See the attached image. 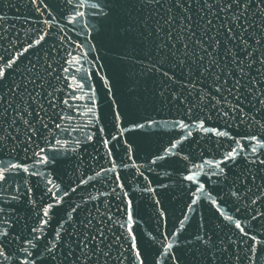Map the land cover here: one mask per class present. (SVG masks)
I'll return each instance as SVG.
<instances>
[{"label": "water", "instance_id": "95a60500", "mask_svg": "<svg viewBox=\"0 0 264 264\" xmlns=\"http://www.w3.org/2000/svg\"><path fill=\"white\" fill-rule=\"evenodd\" d=\"M93 3L106 0H0L4 17L0 19V66L19 57L0 81V168L7 170L6 180L0 182V207L7 213L5 219L12 221L3 249L7 259L0 257V264H23L25 259L36 264H139L129 250L133 235L144 264H174L164 255L169 244L179 264H264V245L249 252L252 241L217 211L219 207L240 220L245 232L264 240V165L244 159L253 156L249 142L242 139L246 135L264 138L260 65L254 64L240 79L230 57L224 56L225 46L237 51L234 45L240 41L225 44L220 29L223 18L206 16L196 4L188 13L191 22L184 20L171 28L161 19L166 16L164 9L120 10L117 14L129 19L134 29L120 37L113 21L99 15ZM127 11L131 18L125 16ZM79 12L85 15L78 16ZM145 17L147 31L142 23ZM208 19L213 21L211 28ZM42 35L44 40L36 45ZM244 35L255 47L253 41L264 30L250 27ZM210 36L222 42L215 49L221 68H212L211 73L203 71L209 58L205 56L201 65L204 52L195 43L200 40L213 51ZM165 43L175 48L157 55V45ZM29 44L33 47L24 52ZM164 56L167 60L161 65ZM74 58L79 63H68ZM225 63L228 67L222 71ZM164 71L171 79L162 75ZM229 71L234 74L229 76ZM251 77L260 83L250 84ZM77 82L85 86L74 92ZM181 121L188 127L181 129L177 123ZM200 121L205 128L229 132L244 145L236 161L220 165L225 177L212 175L217 170L206 161L219 162L236 145L231 138L204 132ZM137 123L145 126L135 128ZM177 141L182 142L173 149ZM258 153L264 159V149L258 148ZM41 157H47L46 164L39 162ZM13 164L27 166L29 172L12 168ZM192 174L194 180L185 179ZM200 184L203 192L197 191ZM49 204L53 205L49 216L43 217ZM129 212L131 235L121 227L128 224ZM42 219L47 224L42 225ZM4 227L0 225V230ZM35 227H43V232H31ZM196 234L211 235L212 251L195 252L186 243ZM85 235L89 239L82 250L76 242ZM35 236L42 239L34 240ZM29 240L37 245L35 249ZM69 240L74 242V255L65 259ZM53 244L55 261L46 252Z\"/></svg>", "mask_w": 264, "mask_h": 264}, {"label": "snow or ice", "instance_id": "6c2138e0", "mask_svg": "<svg viewBox=\"0 0 264 264\" xmlns=\"http://www.w3.org/2000/svg\"><path fill=\"white\" fill-rule=\"evenodd\" d=\"M35 3L36 0H33ZM69 3L72 2V0H68ZM193 4H196L199 6L201 12H205L206 16L212 17L213 19H221L223 18V23L220 25V29L223 30L222 34L225 37V44L227 41H234L239 40L240 43L234 45V47L237 49V51H233L232 47L225 46L224 50V56L230 57V63L234 66L235 72H238L240 75V79L246 78L248 76V72L251 71L252 66L254 64H259L260 68L257 69V76L264 75V35H261L258 39H255L253 43L255 44V47H252V45L249 44V40L245 38V33H248V29L251 28H261L264 30V0H106L105 4H99V3H93L91 7L98 9V14L106 17L113 21L114 30L118 32L120 37H125L128 33H131L134 31L132 27V23L129 19H126L125 17L119 16L117 13L120 10L123 9H132L136 11H143L145 9H164L166 16L161 17L163 19L164 24L169 25L170 28L174 24L181 22V21H192V16L188 15L192 11ZM165 5L167 7L165 8ZM105 8L108 10L105 11ZM177 13L179 15L174 14ZM97 13H94V15ZM159 14L158 12L156 13ZM78 16H84L85 13L79 12L77 14ZM125 16L128 18H131V11H127L125 13ZM4 17L0 16V19H3ZM136 21L139 23L141 22L139 18H135ZM259 19L260 24H255V20ZM70 23H75L74 19H69ZM243 22V23H242ZM143 27L147 31L148 30V18H143ZM208 26L211 28L213 26L212 19L207 20ZM184 26L182 25L181 30L183 31ZM236 29H240L239 32L236 31ZM162 29L159 27V21H157V28L156 32L159 33ZM219 31V30H218ZM152 33L149 31L148 35L150 36ZM192 35H195V33H192ZM256 33L253 32L251 36H255ZM169 40L172 38L171 31L168 32ZM182 38V37H181ZM44 40V36H40L38 40L35 41L36 45H39L41 41ZM209 40L212 41V43L215 45V48L213 51H209L208 48L204 47V44L202 41L197 40L195 43L199 44L204 52L203 56L199 57V60L201 62V65H203V61L205 56L209 58V66L204 67V72H212V68H221V64L215 57L217 56V53L215 51L216 48H219L221 46V41L218 40L215 36H210ZM33 47V44H29L28 48L24 49V52H27L30 48ZM93 47H95L93 45ZM169 48H175V44H159L157 45V55H160V50L163 49H169ZM184 53L183 55L187 56V49L188 45L184 44ZM251 49V50H250ZM243 53V57L240 56V53ZM23 55V53H21ZM170 55L172 57L176 56L175 52H170ZM2 59V57H0ZM19 57H16V59H11L7 61L3 66H0V81L4 80L6 78V70L13 67V65L16 63V60H18ZM245 59H247V64L245 63ZM167 60V56H164L160 64L163 65L164 61ZM68 63H79V58H74L73 61H68ZM179 63L183 65L185 63L184 60H180ZM228 67V64L225 63L223 65V68L226 69ZM64 71H68V69H64ZM76 71H80L79 68L76 69ZM157 71H160V69H157ZM234 73L232 71L228 72V75L231 76ZM164 77H167L168 79H171L169 77V74L167 71H164L162 73ZM87 77H81V81L86 79ZM73 80H76V77H72ZM216 79L219 80V75L216 76ZM240 79H237L235 83L237 85L240 84ZM260 83V81L257 80L256 77H251L249 79V83ZM225 83L227 81L225 80ZM84 84L82 82H77L76 88L73 90L74 92L77 89L82 90L84 88ZM110 90V89H109ZM219 91V89H217ZM163 92H161V95L163 96ZM76 98V97H74ZM91 99V97H89ZM65 104L68 103L67 100L64 101ZM94 103V101H93ZM261 103H264V100L261 101ZM93 109L91 107L88 108V113H92ZM31 114V113H29ZM227 115V113H225ZM116 119H119V113H116ZM255 119V117H253ZM27 123V121H25ZM178 126L181 129H184L188 127L185 125L182 121L177 122ZM257 123H259L257 121ZM144 124H135V128H143ZM59 127V125H58ZM199 127L203 129L204 132H212L218 137H228L233 139L236 147H233L230 151L226 152L223 156V158L219 162H213V161H206L207 164L215 168L217 171L213 172L212 175H217L221 177L226 176L225 168H222L220 165L226 163L227 161H236L238 156H241L244 152V145L240 143V140L236 139L235 137H231L230 133L227 131H221L215 128H205L203 121H200ZM190 134V133H189ZM88 139H91V137H88ZM242 139L249 142V145L251 146V154L253 158L251 160H248V158L245 156L244 159L249 164H259L264 165V159L259 158L258 148L264 149V138L258 136V135H246L245 137H242ZM182 141H177L176 143H173L171 147L174 149L178 146L179 143ZM37 155H40L39 153ZM159 159H163V157H159ZM40 163H47V157H41ZM155 163V161H153ZM12 168H20L24 173H28L29 169L27 166L21 165V164H13L11 166ZM202 167V166H201ZM6 169L0 168V182H3L6 180ZM32 175H37V173H31ZM196 174L188 175L185 177V179L192 181L195 179ZM210 179V177H209ZM253 179H255L253 177ZM49 183H52V181H49ZM204 185L200 184V186L197 188V191L203 192ZM233 196L237 195L236 192L232 193ZM13 200L18 199L16 196L12 197ZM211 204L213 206L217 205V201L215 199H211ZM197 201L193 200L192 204H196ZM255 203V201H253ZM53 207V205L49 204L43 209V217L49 216V210ZM130 207V205H129ZM192 210V209H190ZM72 211H75V208L72 209ZM217 211H220V215L224 217L225 220H227L230 224H234V227L239 230V232L250 239L252 243L249 245V252L255 253L257 251V248L259 246L264 245V240H258L255 235H250L248 232H245L244 227H242V223L240 220L234 219L230 215H226L223 211L217 207ZM7 216V213L5 212V209L3 207H0V225L6 224L7 227H4L3 230H0V257H5L7 259V256L4 252V243L5 238L9 236V228L12 227V221L11 219H5ZM68 219L72 220L71 213L68 215ZM187 219V217H185ZM255 219V217H253ZM133 218L131 215V212L128 213V224L121 225V227H127L128 231L131 235L132 229H131V222ZM47 220H41V224H47ZM89 224L91 221L88 222ZM61 227H63L61 225ZM31 232L37 233V232H43V227H35L31 229ZM179 233H177L178 235ZM71 236V233L69 234ZM101 236H103V233L101 231ZM61 238L60 232L58 231L56 233V239L59 240ZM34 240H40L42 239L41 236H35L33 237ZM89 237L87 235L84 236L83 240H80L77 243V246H80L83 250V247L86 246V243L88 241ZM92 240H95V236L91 237ZM133 240V246L129 249L130 251L135 252V259L139 262V264H144L143 259L141 258V253L139 250H136L135 248V236H132ZM102 242V241H101ZM27 243L31 244L32 248L35 249L37 247L36 244L32 243L31 240L27 241ZM74 242L69 240L66 242L67 247L69 251L65 255V259H67L68 256L74 255V253L71 251L72 244ZM187 244L192 246V249L195 252H200L201 249L205 250V253L212 251L213 249V240L211 235L206 234H196L191 240L186 241ZM56 247L55 244H53L51 247L46 249V252L49 254L50 259L52 261H55L57 259L53 249ZM176 247H179V243H177ZM173 248V245H168V251L164 253V255L169 256L173 261L174 264H179V261L176 257V254L171 251ZM27 257H32L33 253L28 251L27 249H21ZM106 255V254H105ZM212 259H215V255L212 256ZM23 264H36V261L25 259ZM209 264H211V261H209Z\"/></svg>", "mask_w": 264, "mask_h": 264}]
</instances>
